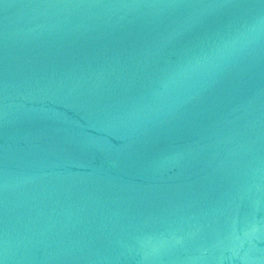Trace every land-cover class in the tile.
Returning <instances> with one entry per match:
<instances>
[{
  "label": "water",
  "instance_id": "obj_1",
  "mask_svg": "<svg viewBox=\"0 0 264 264\" xmlns=\"http://www.w3.org/2000/svg\"><path fill=\"white\" fill-rule=\"evenodd\" d=\"M0 264H264V0H0Z\"/></svg>",
  "mask_w": 264,
  "mask_h": 264
}]
</instances>
